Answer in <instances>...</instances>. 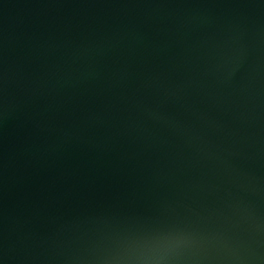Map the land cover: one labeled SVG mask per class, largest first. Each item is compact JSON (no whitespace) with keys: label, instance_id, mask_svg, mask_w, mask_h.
I'll list each match as a JSON object with an SVG mask.
<instances>
[{"label":"water","instance_id":"95a60500","mask_svg":"<svg viewBox=\"0 0 264 264\" xmlns=\"http://www.w3.org/2000/svg\"><path fill=\"white\" fill-rule=\"evenodd\" d=\"M0 264H264V0H0Z\"/></svg>","mask_w":264,"mask_h":264}]
</instances>
